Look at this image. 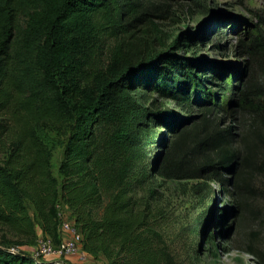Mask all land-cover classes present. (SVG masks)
Returning <instances> with one entry per match:
<instances>
[{
	"label": "trees",
	"instance_id": "obj_1",
	"mask_svg": "<svg viewBox=\"0 0 264 264\" xmlns=\"http://www.w3.org/2000/svg\"><path fill=\"white\" fill-rule=\"evenodd\" d=\"M168 9V0H0V264H55L19 245L34 242L37 227L60 244V206L89 256L107 264H182L177 243L207 233L215 203L205 204L199 227L178 232L157 190L146 189L151 172L203 182L195 192L205 203L214 193L209 184L230 183L223 172L233 166L238 190H250L248 168L264 179V153L258 162L247 137L235 144L215 121L221 106L207 105L205 83L216 77H202L205 70L174 53L190 40L166 48L158 22ZM219 88L236 89L226 82ZM193 91L206 105L198 123L182 131L184 122L172 129L173 115L160 113L156 100L143 104L157 93L191 110ZM162 124L179 132L169 149L164 134L153 133ZM40 127L67 137L59 177ZM154 144L168 150L149 166L145 149ZM237 209L243 217L247 203ZM12 245L21 251L11 252Z\"/></svg>",
	"mask_w": 264,
	"mask_h": 264
},
{
	"label": "rangeland",
	"instance_id": "obj_2",
	"mask_svg": "<svg viewBox=\"0 0 264 264\" xmlns=\"http://www.w3.org/2000/svg\"><path fill=\"white\" fill-rule=\"evenodd\" d=\"M168 1L167 18L158 22L166 48L172 47L179 39L190 40L185 41V45L174 53L191 59L205 70L208 74H201L202 77H216L215 84L205 83L206 92L211 95L212 100L207 105L213 107L215 103L222 108L215 121L220 122L221 129L232 131L235 144L240 146L242 139L247 137L249 145L257 147L259 162L260 153H264V50L261 46L264 44V0ZM223 82L236 89L223 94L219 88ZM136 95L139 97L141 92L138 91ZM192 98L194 104L191 110L180 107L175 100L163 99L157 93L151 94L143 104L149 106L150 102L156 100L160 113L173 115L172 129L184 122L180 127L182 131L198 123L202 117L201 105H206L204 98H200L194 91ZM159 130L164 134L163 142L169 149L179 132L162 124L153 133L156 135ZM38 133L52 150V170L59 177L67 137L64 133L45 127L38 128ZM204 135L205 132H199L198 139H202ZM167 150L156 144L146 148L148 165L157 156L167 153ZM4 158L5 155L0 153V162ZM239 171L235 166L224 170V179L230 180V183L209 184L214 193L206 203L205 195L195 192V187L203 185V182L168 180L157 172H151L146 189L157 190L169 212L174 215L178 232L186 231L194 224L199 227L198 222L207 211V206L215 203L216 209L210 216L212 224L207 233L203 230L201 238L196 236L192 242L177 243L176 251L182 264H264V179H255L252 176L255 170L248 168L246 174L250 177L247 178L250 190L243 192L235 186ZM240 201L247 203L243 217L237 209ZM28 210L36 220L31 206H28ZM221 217H224L225 226H218ZM64 218L71 221L70 216L63 214ZM42 237L38 234L34 242L25 241L19 246L22 250L33 251ZM13 241L16 242L17 239ZM17 246L12 245L11 248ZM252 250L257 254H250ZM57 259L55 264H107L102 256L88 255L86 262L78 263L67 258Z\"/></svg>",
	"mask_w": 264,
	"mask_h": 264
},
{
	"label": "built area",
	"instance_id": "obj_3",
	"mask_svg": "<svg viewBox=\"0 0 264 264\" xmlns=\"http://www.w3.org/2000/svg\"><path fill=\"white\" fill-rule=\"evenodd\" d=\"M64 206L59 207L60 216V229L61 233H68L70 239L61 241L56 245L49 237H42L37 247L33 251H26L36 261H48L51 258H68L78 257L81 262H86L88 255L85 254L81 247L82 235L81 232L75 227L74 222L71 220L63 219ZM13 253H19V248H10ZM61 264V263H60Z\"/></svg>",
	"mask_w": 264,
	"mask_h": 264
},
{
	"label": "crops",
	"instance_id": "obj_4",
	"mask_svg": "<svg viewBox=\"0 0 264 264\" xmlns=\"http://www.w3.org/2000/svg\"><path fill=\"white\" fill-rule=\"evenodd\" d=\"M63 211H64V213H65L66 216H70L71 215L70 211L66 207L64 208ZM37 233L38 234H41L42 236H44L43 233H42V231H41V229H40V227H37ZM68 239H70V235L68 233H63V234L61 233V241H63V240L64 241H67ZM67 260H69V261H71L73 263L74 262L75 263L80 262V259L78 257H68ZM49 261L50 262H53V263H56L58 261V259L57 258L56 259H51Z\"/></svg>",
	"mask_w": 264,
	"mask_h": 264
}]
</instances>
